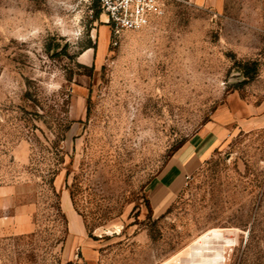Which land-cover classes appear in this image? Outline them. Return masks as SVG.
<instances>
[{"label": "rangeland", "instance_id": "374dc122", "mask_svg": "<svg viewBox=\"0 0 264 264\" xmlns=\"http://www.w3.org/2000/svg\"><path fill=\"white\" fill-rule=\"evenodd\" d=\"M222 110L155 211L148 183ZM0 264H264V0L120 32L99 1L0 0Z\"/></svg>", "mask_w": 264, "mask_h": 264}, {"label": "crops", "instance_id": "0c3cea01", "mask_svg": "<svg viewBox=\"0 0 264 264\" xmlns=\"http://www.w3.org/2000/svg\"><path fill=\"white\" fill-rule=\"evenodd\" d=\"M219 113L196 141L182 149L172 162L148 183L150 203L155 211H161L166 206L192 170L206 160L224 140L226 123L233 121V116L224 110ZM223 120L225 122H222Z\"/></svg>", "mask_w": 264, "mask_h": 264}, {"label": "built area", "instance_id": "2783aa9c", "mask_svg": "<svg viewBox=\"0 0 264 264\" xmlns=\"http://www.w3.org/2000/svg\"><path fill=\"white\" fill-rule=\"evenodd\" d=\"M106 23L115 32L138 30L165 14L167 0H99Z\"/></svg>", "mask_w": 264, "mask_h": 264}, {"label": "trees", "instance_id": "16d2710c", "mask_svg": "<svg viewBox=\"0 0 264 264\" xmlns=\"http://www.w3.org/2000/svg\"><path fill=\"white\" fill-rule=\"evenodd\" d=\"M98 1H99V0H95L96 3H97ZM99 12H100V11H97V12H96V15H97V16L99 15Z\"/></svg>", "mask_w": 264, "mask_h": 264}]
</instances>
